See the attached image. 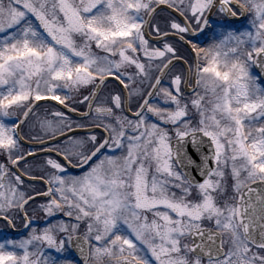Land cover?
<instances>
[{
	"label": "snow or ice",
	"instance_id": "1",
	"mask_svg": "<svg viewBox=\"0 0 264 264\" xmlns=\"http://www.w3.org/2000/svg\"><path fill=\"white\" fill-rule=\"evenodd\" d=\"M158 9L172 10L163 25ZM249 12L250 27L235 28L232 20ZM153 35L161 46L150 43ZM173 61L185 71L163 87ZM153 68L151 91L128 90ZM261 74L264 0H0V218L14 228L12 210L20 209L28 230L25 239L0 234V264H264V87L252 83ZM109 78L128 91L97 106ZM90 85L82 98L65 93ZM154 94L166 107L151 102ZM70 98L88 108L79 113L85 123L61 111L56 125L41 122L57 141L44 150L63 162L46 158L54 171L36 194L47 198L39 208L47 217L69 220L38 230L25 209L35 196L19 188L18 129L42 101L77 111ZM87 121L101 131L65 135ZM187 144L210 154L196 165ZM69 166L84 171L73 175ZM228 169L238 195L220 201ZM85 221L86 234L75 235Z\"/></svg>",
	"mask_w": 264,
	"mask_h": 264
},
{
	"label": "rangeland",
	"instance_id": "2",
	"mask_svg": "<svg viewBox=\"0 0 264 264\" xmlns=\"http://www.w3.org/2000/svg\"><path fill=\"white\" fill-rule=\"evenodd\" d=\"M5 3H7V0H5ZM250 17H251V15H250ZM168 18H169V14L167 11L160 12L159 16L156 17L158 22H162V21L164 22ZM249 18L246 20V23L240 25L241 28L250 27V24L247 23ZM93 51L98 52V54H100V55H103V53H99V50H97L95 48H93ZM186 56H187L186 57L187 60L191 59L189 57V55H186ZM188 62L190 63V61H188ZM156 63L158 64L159 61H157ZM202 63H203V61H202ZM127 72L133 73V72H135V69L134 68H128ZM250 72L253 75L257 74L255 69H254V66L250 68ZM157 75H158V71L153 68V70L150 71V73H149V79L143 80V78L137 76L136 77V83L130 84L129 89L130 90L132 88L140 89V90H142L143 93L146 94L151 87V84L149 81H154V79L156 78ZM142 80H143V82H141ZM252 83L255 85H259L260 87H264V84L261 82L260 79L254 80ZM170 85H171V83L169 82V79H166L162 83L161 86L169 87ZM94 87H95L94 85H90L86 88H82L79 93L68 92L67 90H65V93L67 95H69V97L79 96L82 98L83 95L89 94L90 90H92ZM112 89H113L112 84L108 83L106 85V87L104 88V90L102 91V93H101V95H100V97L96 103L97 106H103V105L109 104L108 97H109V93L113 92ZM138 99H139V97H137L134 94L133 98H132V105H131L133 109H135L136 101ZM151 102L157 103L161 107H166V105H164L162 102L161 96H159V95H156ZM66 103L71 105L72 108H75L79 112H84L86 110L85 104L76 103L75 99L70 98L66 101ZM43 105H44V107H38L37 108V110L31 115V117L27 120V122L24 124V126L22 128L23 137L28 141L39 142V141H44V140L50 139L51 133L49 131H46L44 128L41 127V122L44 120H48V121H51L53 123V125H56V122L60 119L59 117H56L53 115L54 112L61 111L60 109H58L53 104H43ZM66 116H68V115H66ZM16 119H17V117L13 116V117L8 118L6 120V122L11 123L12 121H15ZM71 119L73 121L79 122L76 119H73V118H71ZM153 121H156L155 117H153ZM79 123H85V122H79ZM86 123H87V126H92L91 121H87ZM168 127L171 128V126H168ZM170 135L173 136V140H174L175 139L174 133L170 132ZM75 137H77L79 139H84L86 136H75ZM21 148H22V151L24 152V154L26 156L28 150H24L23 149L24 147H21ZM46 158H48V157H42L39 159H35L33 161H30L29 163L21 165L22 172L27 176L41 177V178H44L46 180L49 173L51 171H54V170H51L50 168L46 167ZM51 158H54V157H51ZM54 159H56V158H54ZM0 162H5V158L3 156H0ZM10 167H11V165L9 164V168ZM73 175H79V174H73ZM11 182L13 184L17 183L14 180V178L11 179ZM234 185H235V181L230 174V169H228L225 171V178H224V187H225L226 191L223 194H221L218 197V199L220 201H223L226 197L237 196L238 194L235 192ZM19 188L21 191H24L26 195H33L34 193L36 194V193L42 192V189L38 184H29V183L23 182V184L20 185ZM40 189H41V191H40ZM242 191H243V189H242ZM44 203H47V200L36 201V202L32 203L26 209L28 211L29 218H31L33 223L38 226V230H39V228H42L49 220H52L53 222H55L57 220H64V221L69 220V218L64 216L63 213H58L56 217H51V218L47 217L43 213L42 210H39L40 205L44 204ZM18 213H19V209H13L12 210L13 218L15 220L18 219V217H17ZM4 226L5 225H2V224L0 225V234L6 235L7 237L12 238V239H18L15 237H11L10 234L8 233L7 229H5ZM204 226L205 227H211V228L215 227L214 224H212L211 222H205ZM85 234H86V221L81 222L80 228L77 231V233H75V235H83L84 236ZM27 237H28V233L22 239H25ZM225 239H227V237H225ZM227 248H228V245L226 244L225 250H227ZM47 251L52 252L53 255H59V254H56L54 252V250H47ZM74 264H75V261H74Z\"/></svg>",
	"mask_w": 264,
	"mask_h": 264
},
{
	"label": "water",
	"instance_id": "3",
	"mask_svg": "<svg viewBox=\"0 0 264 264\" xmlns=\"http://www.w3.org/2000/svg\"><path fill=\"white\" fill-rule=\"evenodd\" d=\"M161 7H165V6H161ZM165 11L171 12L172 10L169 9V10H165ZM158 12H160L159 9H158ZM172 15H174L175 17H177V18L179 19L177 13H174V12H173ZM244 19H245V16H243V17L240 18V19H236V18H234L232 21H235V20L243 21ZM152 41H153V42H157V41H156V38H153ZM173 63H174V65H176V64H178V63H181L182 65H184L182 62H179V61H173ZM169 67H170L171 69L173 68L171 65H170ZM184 67H186V65H184ZM255 69L257 70V72H259V70H258L256 67H255ZM165 78H166V76H165L164 78H162V80H161V84L163 83V81H164ZM261 78H262V80H263V82H264V74H261ZM111 81L116 82V83L120 86V88H121V90H122L123 93H124L125 91H127V90H124V89H123V86L120 85L118 81H116V80H114V79H112V78H109L108 81H105V84H107V83H109V82H111ZM102 90H103V89H102ZM102 90L99 92V94H98V96H97V99H98L100 93L102 92ZM150 91H151V90H150ZM154 97H155V94H154L153 98H154ZM153 98H152V99H153ZM97 99L95 100V103H96ZM40 103H41V104H53V105H55L56 107H58L59 109H61L63 112H65V113H67L68 115H70L71 117H73V118H75V119L83 120L82 118L79 117V113H82V112H79V111L69 112L68 109L65 108L64 105L59 104V103L56 102V101H42V102H40ZM37 108H38V107H37ZM37 108H36V109H37ZM36 109H34V111H35ZM87 111H88V108L86 109L85 112H87ZM31 115H32V114L29 115L28 119L30 118ZM126 115L131 116V113H126ZM28 119H27V120H28ZM26 122H27V121H26ZM26 122H25V123H26ZM25 123H24V124H25ZM24 124H22V125L20 126V129H18V131L20 132V134H21V129H22V127L24 126ZM100 131H101V130H100L99 128L92 127V128H85V129H76L75 131H68V132L65 133V135H67V136H78V135H86V134L89 133V132L94 133V132H100ZM21 136H22V135H21ZM58 139L62 141V140H64V136H59ZM205 139H207V138H205ZM174 141H175V140H174ZM174 141H173V142H174ZM21 143H22L24 146H27V147H29V148L43 149V150L40 151V152H37V153H35V154L31 155V156H26V157H25V160H20V161H19V166H20L21 164H23V163L29 161V160H32V159H35V158H39V157H42V156H46V155H52V156H55L56 158L61 159V161L63 162L62 158H59V157L56 156L55 151L49 153V152H47V151L44 150L47 146L56 144V143H57L56 140L49 139V140H47V141L40 142V143H32V142H28V141H26L25 139H22V140H21ZM185 151H186V153L188 154V156L191 157V159H192L193 161H195V164H196V165H199V164L201 163V160H202V153H209V154H210L209 149H208L207 147H202L200 150H197L196 147L193 146L192 144H187L186 147H185ZM85 167H86V165H85ZM13 169H14L15 172H17V168H16V167H13ZM69 169H70L71 171H73V172H80V171L84 170V168H82V167H71V166H69ZM188 171L190 172V174H191V175H192L197 181H201V182H202L203 177L199 174V169H198L195 165H189ZM18 174H22V180L25 181V182H28V183H41V184H44V185L46 186V188H47V184L45 183V180H43V179L31 178V177L25 176L20 170H19ZM251 187L255 188V187H257V185L253 184V185H251ZM244 191H246V189H245ZM46 199H47V198L44 197V196L37 195V196H35V199L30 200L29 203H28L27 205H25V209L27 208V206H29L31 203H33V202H35V201H37V200H46ZM0 222H5V221H4L2 218H0ZM11 230L14 231L13 227H11ZM26 232H27V229L24 228L22 231H20V232H18V233H19V234H25ZM80 237H83V236H80ZM76 256H77V258H79V253H78V252L76 253ZM81 264H82V259H81Z\"/></svg>",
	"mask_w": 264,
	"mask_h": 264
},
{
	"label": "flooded vegetation",
	"instance_id": "4",
	"mask_svg": "<svg viewBox=\"0 0 264 264\" xmlns=\"http://www.w3.org/2000/svg\"><path fill=\"white\" fill-rule=\"evenodd\" d=\"M168 14H169V13H168ZM250 15H251L250 12L246 14V20L250 17ZM238 17H241V16H238ZM238 17H237V18H238ZM214 18H215V19H220L221 17L218 16V17H214ZM246 20H245L244 22H232V24L234 25L235 28H241L240 25L246 23ZM160 23L163 25L164 22L162 21V22H160ZM153 37H155V36L153 35ZM151 43H153V44H154L155 46H157V47L161 46L160 43H154V42H152V41H151ZM177 47L180 49V54L183 55V56L186 58V57H187L186 55H188V53H187L183 48H181L179 45H177ZM189 57L191 58V56H189ZM187 61H190V63L188 62V64H192V59L187 60ZM184 71H185V68H184L181 64H177V65L171 70V72L168 74V76L166 77V79H169V82L171 83V79H170V77H171L172 75H174V74H181V75H183ZM166 79H165V80H166ZM111 84H112V87H113L112 90H113L114 92H117V93H121V94H122V91H121L120 87H119L115 82H111ZM150 88H151V87H150ZM128 90H130V89H128ZM122 99H123V94H122ZM93 115H95V114H93ZM124 115H125V114H124ZM91 127H92V126H91ZM26 150H28V149H26ZM28 151L36 152V151H38V150H28ZM10 169H11V172L14 173V171L12 170V166L10 167ZM40 187H41V189H42V192H44V191H45V186L41 184ZM41 189H40V190H41ZM19 213H20V212H19ZM17 217H18L17 220H15V219L13 218L14 223H15V227H14V229H15L16 231H20V230H22V228H23L24 226H23V223L21 222L20 216L17 215ZM18 222H19V223H18ZM1 224L5 225V226H4L5 229H7V231H9V233H10L13 237H16V238H18V239H22V238H24V237L26 236V235L21 236V235H18L17 233H11V231H10L9 226L7 225V223H1Z\"/></svg>",
	"mask_w": 264,
	"mask_h": 264
}]
</instances>
